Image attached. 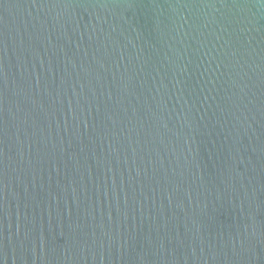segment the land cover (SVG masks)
Here are the masks:
<instances>
[{
  "label": "water",
  "instance_id": "1",
  "mask_svg": "<svg viewBox=\"0 0 264 264\" xmlns=\"http://www.w3.org/2000/svg\"><path fill=\"white\" fill-rule=\"evenodd\" d=\"M0 264H264V0H0Z\"/></svg>",
  "mask_w": 264,
  "mask_h": 264
}]
</instances>
